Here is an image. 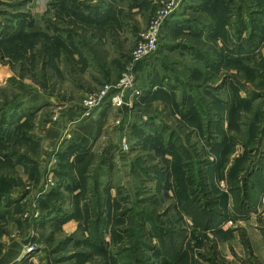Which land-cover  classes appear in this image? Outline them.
I'll return each mask as SVG.
<instances>
[{
  "label": "rangeland",
  "instance_id": "1",
  "mask_svg": "<svg viewBox=\"0 0 264 264\" xmlns=\"http://www.w3.org/2000/svg\"><path fill=\"white\" fill-rule=\"evenodd\" d=\"M171 5L157 50L135 59ZM263 163L264 0H0V264H197L213 241L225 262L264 264L237 238L230 192H250L248 218ZM201 170L234 222L219 232L182 211ZM167 209L188 228L180 259L141 223ZM258 229L264 241L263 217Z\"/></svg>",
  "mask_w": 264,
  "mask_h": 264
},
{
  "label": "trees",
  "instance_id": "2",
  "mask_svg": "<svg viewBox=\"0 0 264 264\" xmlns=\"http://www.w3.org/2000/svg\"><path fill=\"white\" fill-rule=\"evenodd\" d=\"M85 156L84 153H81L79 155L80 161L83 160ZM254 183L256 184L257 181H254ZM245 189L248 188L246 187ZM230 192L235 207L239 209V211L234 212L232 219H244L246 217V212L244 210L248 209V205H250V192L242 190L239 186L232 187ZM189 193V199L183 205L182 211L192 221V226L206 233L219 232L222 225L229 220V216L225 211L222 195L217 194L212 189L205 171L201 170L199 172V184L197 187H193V185L190 184ZM147 221L152 224V237L157 239L163 250L169 256L180 259L185 252V244L189 236L187 226L179 220L175 214H170L169 209L162 214L159 213L149 218V220L143 219L141 223L145 225ZM142 236L146 238L147 233L143 232ZM241 239L244 245L250 248L249 242L244 237ZM142 240L143 239H141V241ZM148 245L153 247L151 242H149ZM139 249L140 247L136 248V254ZM200 257L202 260L197 264H232L220 258V251L216 241H213L210 248L207 249V252L201 253ZM139 258H141V254L135 255V260L139 261Z\"/></svg>",
  "mask_w": 264,
  "mask_h": 264
},
{
  "label": "crops",
  "instance_id": "3",
  "mask_svg": "<svg viewBox=\"0 0 264 264\" xmlns=\"http://www.w3.org/2000/svg\"><path fill=\"white\" fill-rule=\"evenodd\" d=\"M100 9H102V10H100L102 13H106L107 9L110 10L109 8H105V7H100ZM94 68H96V72H98L97 74H99L98 77H101V78H98V79H104L105 77L110 76L107 73V71L104 70V68H101V66L100 67H94ZM63 108H64L63 110L66 109L65 112H67V113L65 115V118L67 117V119L68 118H73L74 119L76 117H80V115H81V107L77 103L72 104L69 101H65L63 103ZM97 111L94 113V115L92 117L84 119V123L81 126L78 127L79 132H80V129H82L83 132H81V133H84L85 135L90 137L89 133L90 132L92 133V131H94L92 129H93L94 124H95ZM53 128L54 129H52L50 132H54L56 134H57V129H60L61 131L63 130L62 129L63 127L57 128L56 130H55V127H53ZM258 171H261V172L259 174L256 173L255 175H253V177L251 179L254 180V181H257L256 184L262 185L263 189H264V168L263 169H258ZM256 184H255V186H258ZM263 192H264V190L259 194V198L261 196H263V194H264ZM257 205H258V209H256L254 207L253 209H255V210L252 211V213L248 216V218L237 219L236 220L238 225L240 224V227H242V230L245 231V233H247V235L245 234L244 238L247 240V238H248L247 236L250 237L249 238L250 240H247L249 242V244H250V248H248V247H246L244 245V243L242 242L241 238H239V237H237V238L239 239V241H240L241 245L244 247V249L248 250V251L246 250L247 252L254 253L255 255L257 253H261V251L264 249V241L261 240L262 238H261V236L259 234V229H258L260 218L261 217L264 218V204H262L261 199H258ZM233 223H234L233 221H229L228 220L227 222H225L222 225V227L224 229H226L227 227L229 228V227H231L233 225ZM263 238H264V236H263Z\"/></svg>",
  "mask_w": 264,
  "mask_h": 264
},
{
  "label": "built area",
  "instance_id": "4",
  "mask_svg": "<svg viewBox=\"0 0 264 264\" xmlns=\"http://www.w3.org/2000/svg\"><path fill=\"white\" fill-rule=\"evenodd\" d=\"M172 5L164 7L162 10L158 12L157 16L153 18L147 31L142 35V38L140 39L137 48L134 50L135 59L146 58L157 50L159 39L162 35L163 20L171 11ZM132 85H133V77L129 69L128 71H125L123 73V76L121 77V80L117 83L116 87L124 90ZM108 87L109 86L107 85L106 88ZM105 94H106V90H103L101 93L97 94L96 96H92L90 99H87L85 101L86 107L88 108L93 107L96 103V100L102 99ZM111 100L117 106H120L122 104L128 105V103L125 100H123V98L119 95H114L111 98ZM129 104H131V102H129ZM262 200L264 201V196Z\"/></svg>",
  "mask_w": 264,
  "mask_h": 264
}]
</instances>
